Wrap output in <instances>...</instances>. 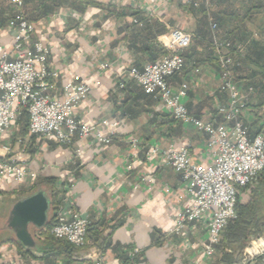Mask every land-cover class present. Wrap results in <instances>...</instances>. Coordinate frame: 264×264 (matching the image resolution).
<instances>
[{
	"label": "crops",
	"instance_id": "1",
	"mask_svg": "<svg viewBox=\"0 0 264 264\" xmlns=\"http://www.w3.org/2000/svg\"><path fill=\"white\" fill-rule=\"evenodd\" d=\"M206 2L208 11L221 18L224 36H233L241 44L243 36L253 35L264 41V0ZM179 3L26 0L24 12L35 26L32 39H41L50 48L49 66L60 72L54 93L61 95L65 79L79 74L80 80L92 88L89 97L78 105L76 117L90 123L107 118L116 122L117 128L107 145L78 136L71 144L39 136L33 144L30 134L21 141L16 122L0 135L1 157H11L35 170L38 176L33 183L56 178L58 210L67 208L90 222L84 247L69 248L33 225L29 229L36 246L26 247L9 226V217L13 205L21 199L18 192L27 190L30 184L3 180L0 208L8 223V236L0 240V262L95 264L102 257L103 264H192L202 257L206 223L192 222L181 233L173 232L177 215L191 198L182 174L152 149L187 146L194 162L209 165L214 157L209 136L173 119L155 96L145 93L130 78L128 70L136 66V59H142L141 65L150 61L147 55L137 56L124 40L128 24L136 21L131 15L135 10L167 24L169 32L158 37L163 46L171 30L185 29L182 17L191 20L190 29L185 30L193 31L196 19L182 14ZM16 27L15 6L11 0H0V45L12 47ZM102 63H109V68L101 71ZM122 82L128 86L123 88ZM184 82L189 88L186 106L190 113L205 121L224 123L219 107L227 103L229 95L220 87V70L209 63L197 67L189 64L181 80L171 79L170 84L176 89ZM251 100L241 120L255 136L264 133V98L254 96ZM131 138H137L139 145L133 146ZM219 257L218 251L216 260Z\"/></svg>",
	"mask_w": 264,
	"mask_h": 264
},
{
	"label": "built area",
	"instance_id": "2",
	"mask_svg": "<svg viewBox=\"0 0 264 264\" xmlns=\"http://www.w3.org/2000/svg\"><path fill=\"white\" fill-rule=\"evenodd\" d=\"M24 1L11 0L17 9L16 34L11 48L0 45V135L7 132L26 109L30 116V135L54 139L61 144H71L75 136L92 137L99 144H110L116 134V122L104 118L90 123L76 117L78 105L89 97L90 84L81 81L79 74H73L65 79L62 94L54 93L60 72L49 66L50 48L41 39L33 41L35 26L26 17ZM211 29L215 32L217 23H212ZM191 40L192 34L188 31L171 30L165 45L170 53L142 67L131 66L128 73L145 93L162 103L173 119L209 136V146L214 150L213 162L209 165L194 162L187 146L166 149L154 146L152 153L160 155L166 164L182 174L191 198V203L177 215L173 232L181 233L192 222L206 223L202 257L192 264H223L215 258L217 246L225 227L236 216L241 188L251 185L264 169V133L251 136L249 127L241 120L254 89L243 91L235 80L231 42L216 40L214 43L220 87L229 95L227 103L219 107L224 123L205 121L190 113L186 106L188 84L184 82L175 89L169 78L182 71L185 61L179 51L188 48ZM109 66L102 63L100 70ZM130 142L133 146L139 145L137 138H131ZM37 176L35 170L11 157L0 158V182L12 179L32 184ZM89 226V219L83 214L60 208L51 232L55 238L81 248L86 245ZM102 260L98 258L95 264H103ZM241 264H264V238L248 246Z\"/></svg>",
	"mask_w": 264,
	"mask_h": 264
},
{
	"label": "trees",
	"instance_id": "3",
	"mask_svg": "<svg viewBox=\"0 0 264 264\" xmlns=\"http://www.w3.org/2000/svg\"><path fill=\"white\" fill-rule=\"evenodd\" d=\"M196 3V0H180L179 7L194 15ZM44 8L50 9L49 5H45ZM15 10H17L16 7ZM202 11L204 15L197 19L190 46L179 51L185 61L184 67L182 71L170 77L169 82L171 79L181 80L182 74L189 64L197 67L200 64L209 63L220 69L214 43L216 40L221 43L231 42L233 46L232 57L234 59L233 72L235 80L244 90H248L250 87L254 89V93L248 100V109L254 96L264 98V41H260L251 35L243 36L241 40L244 43L242 44L235 42L233 36L223 35V27L219 16L213 14L211 19L208 16L207 6L204 5L202 6ZM131 15L136 21L128 24L127 29L129 32L124 37V40L129 43V48L142 58L147 55V59L150 62H155L157 59L169 54L170 51L158 41L159 36L169 32L167 24L160 22L156 18L148 17L141 11H132ZM211 22L217 23L216 33L211 29ZM136 63L137 67L143 66L141 65L142 59L141 61L136 59ZM122 84L123 88L128 86L125 82H122ZM29 120L28 111L23 109L16 120L17 134L21 136V141H24V138L29 134ZM36 138L37 136L32 135L29 137V141L34 144ZM36 151L37 149L35 148L31 153L34 154ZM0 158L2 157L0 156ZM257 179L260 181L256 186L250 187L249 185L241 188L240 192L250 190V199L244 202L239 197L236 205V216L229 222L222 233L217 252H220L218 261L223 264H239L242 261L244 250L248 247L251 240L264 236V169L260 172ZM55 182L56 178H43L40 182L28 185L27 190L18 192L19 198L27 197L39 190H45L49 194L51 198L49 219L46 225L39 230L43 231L46 236L53 238L55 236L51 230L55 224V214L59 205V191L54 188ZM56 240L63 241L57 238ZM63 242L69 248L72 247L66 241Z\"/></svg>",
	"mask_w": 264,
	"mask_h": 264
},
{
	"label": "water",
	"instance_id": "4",
	"mask_svg": "<svg viewBox=\"0 0 264 264\" xmlns=\"http://www.w3.org/2000/svg\"><path fill=\"white\" fill-rule=\"evenodd\" d=\"M51 198L45 190H39L15 202L9 217V226L14 229L16 238L26 247L34 248L36 242L30 225L43 228L49 219Z\"/></svg>",
	"mask_w": 264,
	"mask_h": 264
},
{
	"label": "rangeland",
	"instance_id": "5",
	"mask_svg": "<svg viewBox=\"0 0 264 264\" xmlns=\"http://www.w3.org/2000/svg\"><path fill=\"white\" fill-rule=\"evenodd\" d=\"M8 1V0H7ZM197 1V3H196V9L194 10V12H195V14L193 15V14H191L190 12H186V11H184V10H182V14H186V15H188V16H192V17H194L195 19H196V23H197V19H199V18H201L203 15H204V13H203V11H202V6L204 5V6H207L208 7V4H207V2H206V0H196ZM209 15L208 16H213V14L211 13V12H209L208 13ZM196 15V16H195ZM211 19H212V17H211ZM181 22L183 23V25L185 26V29L186 28H188V29H190V25H191V20L190 19H188V18H185V17H182V19H181ZM214 22V21H213ZM213 22H211V23H213ZM195 28H196V26H195ZM194 28V29H195ZM184 29V30H185ZM188 31V30H187ZM216 31H217V29L215 30V32L214 33H216ZM189 33H191L192 35H193V31H188ZM193 38V37H192ZM192 41V40H191ZM219 65V64H218ZM220 70V69H219ZM243 91H246V90H244V88H243ZM254 92H251L250 94H249V99H250V96L253 94ZM260 180L259 179H256L251 185H250V187H254V186H256L257 184H258V182H259ZM250 190H247V191H245V192H241V194H240V200L241 201H244V202H246V201H248L249 199H250ZM50 214V213H49ZM6 219H5V217H4V212H3V209L2 208H0V240H2L3 238H5V237H7L8 236V230H7V227H8V223L5 221ZM13 236V235H12ZM262 238H264V236H259V237H256V238H253L252 240H251V242H250V244H252L254 241H256V240H260V239H262ZM249 244V245H250ZM248 245V246H249ZM246 249H248V247H246L245 248V250ZM243 259H244V254L242 255V258H241V260L243 261ZM241 261V262H242Z\"/></svg>",
	"mask_w": 264,
	"mask_h": 264
}]
</instances>
